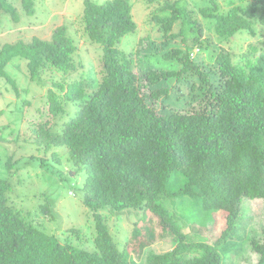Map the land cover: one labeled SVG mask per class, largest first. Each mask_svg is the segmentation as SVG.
Returning a JSON list of instances; mask_svg holds the SVG:
<instances>
[{"label":"trees","instance_id":"1","mask_svg":"<svg viewBox=\"0 0 264 264\" xmlns=\"http://www.w3.org/2000/svg\"><path fill=\"white\" fill-rule=\"evenodd\" d=\"M146 2L159 4L151 17L158 37H141L125 50L119 43L137 31L131 1L83 0V37L102 52V75L91 93L92 83L70 77L77 47L67 26L47 39L0 47V78L17 97L21 90L6 70L16 58L31 81L48 86L43 99L52 118L31 142L50 163L64 148L74 170L85 174L82 204L94 222L90 248L59 240L9 203V180L0 178V264H264V40L237 55L219 46L206 66L194 57L213 51V37L254 35L253 20L264 26V0H233L227 8L210 0L192 9L209 17L212 34L187 0ZM16 4L33 15L35 0H0V17L19 22ZM155 40L184 47L158 56L179 69L151 61ZM185 77L192 83L178 107L172 97ZM188 202L193 212L178 210ZM104 209H140L146 243L119 248ZM209 217H223V228L208 224ZM152 223L169 249L150 245H158ZM138 233L135 224L132 236Z\"/></svg>","mask_w":264,"mask_h":264},{"label":"rangeland","instance_id":"2","mask_svg":"<svg viewBox=\"0 0 264 264\" xmlns=\"http://www.w3.org/2000/svg\"><path fill=\"white\" fill-rule=\"evenodd\" d=\"M94 3H102L105 0H90ZM133 5V19L137 24V31L127 35L120 43L119 47L129 50L141 37H158L154 30L151 17L156 12L159 4L151 6L146 0H130ZM186 2V0H184ZM218 4H223V8L233 0H214ZM189 8L197 11L198 6H208L210 0H187ZM248 10L250 5L243 4ZM20 14V21L13 22L6 15L0 17V47L5 43H13L18 40L29 41L32 37L47 39L52 31L61 25L67 26V34L73 40L77 49L73 54V61L77 63L76 72L71 73V78L81 77L87 80L93 87L87 90L91 93L95 89V80L101 78L102 52L96 44H91L83 37L82 26L79 25L80 16L83 12V0H35V7L32 16H26L16 4ZM149 6V7H148ZM194 10L195 17L205 28V32L212 34V25L208 24L209 17L203 18ZM258 13V12H257ZM253 34L248 32L237 33L234 37L216 39L213 37V51L194 50L197 61H204L205 66L213 61V57L219 46L228 47L234 54H240L251 44H257L264 40V26H260L253 20ZM210 26V28H208ZM179 47L176 45H166L155 40L150 47L151 61L158 62V56L164 50ZM158 62L162 66L170 65L171 69H179L175 62ZM17 66L11 68L14 64ZM12 78L15 79L21 94L16 96L9 84L0 78V178L8 179L11 191L9 192V203L16 209L21 210L27 220L44 229L45 232L55 235L59 240L68 241L82 248H90L92 245V235L94 233V222L82 204L81 188L85 181L83 172H76L71 163L67 160V153L64 148H60L59 162L50 163L49 158H45L42 151L36 150L37 146L31 140L35 135L34 131L47 120L51 121L52 116L48 113L44 104L43 94L46 86H41L31 81L25 67V61L14 59L6 67ZM56 79L60 75L55 74ZM46 81L49 79L47 72L42 76ZM95 79V80H94ZM176 85L175 81H170ZM192 79L183 78L182 82L176 85L175 96L172 97L174 105L181 107L180 99L186 98ZM183 97V98H182ZM184 100V99H183ZM67 117L64 116L65 120ZM65 150V149H64ZM37 157V158H32ZM44 159V162L40 160ZM46 164V165H42ZM182 204L178 210L182 209L184 214L193 212L196 206L193 203ZM101 210L106 216V223L117 246L133 248L132 246L146 243L147 230L143 225L140 209H125L122 211L109 212ZM199 211V208H198ZM43 213H45L44 216ZM146 217H149L147 215ZM203 219V218H202ZM223 217H209L208 224L215 229H222ZM245 218L242 219L244 222ZM139 221V222H138ZM139 228V233L133 237L134 225ZM142 226V227H141ZM156 223L151 224V231L157 239L158 245L150 244L154 249L164 251L169 249V244H164L160 240V230ZM76 229L77 231H72ZM222 264H229L228 261Z\"/></svg>","mask_w":264,"mask_h":264}]
</instances>
